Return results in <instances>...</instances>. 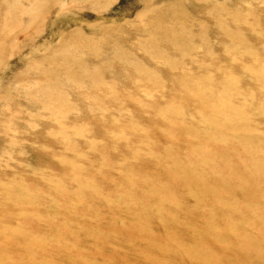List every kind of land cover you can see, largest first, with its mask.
<instances>
[{
    "label": "bare ground",
    "instance_id": "bare-ground-1",
    "mask_svg": "<svg viewBox=\"0 0 264 264\" xmlns=\"http://www.w3.org/2000/svg\"><path fill=\"white\" fill-rule=\"evenodd\" d=\"M257 2L264 3V0H249L246 6L232 8H222L215 3L196 12L183 0H170L169 6L157 9L148 8V17L142 18L139 28L129 34L136 41L132 49L123 55L114 53L117 63L102 62L91 70L100 77L110 74L114 83L118 75L125 74L128 83L125 88L112 87V92L105 95L97 94L96 90L90 94L91 99L144 98L156 88L168 89L170 95L176 96L175 101L167 100L156 107L135 102L141 107L139 111L128 112L141 119L147 113L143 112L145 108H160L152 116L156 121L150 117L145 120L158 126L141 135L147 146H153L151 151L136 148L132 153H121L108 148L109 139L101 141L93 137L89 144L82 145L78 156L75 155L74 140L85 137L81 135L85 131L90 135L96 128L95 121L84 117L78 123L67 125L59 115L74 109L76 104L54 93L55 88L50 84L39 86L50 91L44 95L48 100L40 103V110L56 124L49 132L55 142L50 145L52 154L47 158L38 153L34 155L41 169L28 173L37 176L35 180H26L17 174L11 176L7 173L10 170L0 176V208L5 211L1 222L9 220L14 230L11 237H3L0 230V260L14 259L23 261L22 264H136L137 261L129 257L131 253L127 255L133 262L124 257L122 249H134L143 244L157 249L159 255L154 259L155 264H165L162 263L164 258L176 260L175 264H180L179 260L183 264H264V152L257 157L252 148L242 149L251 138L239 135L232 142H211L204 152L194 154L197 145L193 143L202 132L208 133L200 126L184 123L191 120L204 127L219 122V129L224 132L237 120L245 124L258 112L264 113V101L261 105L257 101L264 95V43H258L264 35V6L256 7ZM235 27L249 30L246 42L237 47L226 45L216 63L205 62L199 54L192 56L189 51L175 57L171 49L161 47L165 39L172 48L191 41L197 44L198 50L209 51L211 44L218 43V36L231 34ZM141 35L144 37L140 38ZM100 55L94 52L89 57ZM140 55L152 63L164 59V69H156L154 64L146 66ZM70 56L72 53L67 54ZM241 62L247 63L241 66ZM78 63L80 61L68 72L76 79H79ZM139 72H144V78L134 76ZM247 79L254 85H246ZM177 80L188 84L187 94L175 84ZM224 95L233 99H221ZM241 99L245 104L239 101ZM119 106V111L124 110L125 105ZM86 107L101 115L111 111L106 103H87L81 108L86 110ZM14 111L16 114L17 107ZM169 120L180 122L170 127ZM29 125L33 126L31 122ZM106 130L102 137L120 142L134 135L126 129L114 130L112 124ZM217 131L213 133L220 136ZM67 132L73 133L68 150L58 145ZM161 132H172L178 138L165 147L163 142L167 136ZM257 135L255 138L264 143V132ZM186 140L196 149L182 157L179 148ZM24 146L37 150L36 144L25 142L16 145V151L5 148L4 144L3 152L5 155L12 152L14 158L20 160L26 153L22 150ZM94 153L97 156L93 157ZM5 155L2 156L8 161ZM150 159L159 163L150 164ZM196 164L209 165L204 166V177L195 175ZM224 190L239 191L242 200L249 201L248 207L228 209L220 201ZM212 201L216 205H211ZM162 204L170 207L165 213L175 225L183 224L179 218L183 219L184 215L201 218L186 227V241L169 230V222L161 216ZM118 210L121 211L117 217L125 220L121 224L112 214ZM151 216L156 220L151 221ZM195 226L199 227L195 229ZM100 233L108 240L97 238ZM82 234L84 241L90 244L87 247H80L77 242ZM140 258L148 259L145 255Z\"/></svg>",
    "mask_w": 264,
    "mask_h": 264
},
{
    "label": "rangeland",
    "instance_id": "rangeland-1",
    "mask_svg": "<svg viewBox=\"0 0 264 264\" xmlns=\"http://www.w3.org/2000/svg\"><path fill=\"white\" fill-rule=\"evenodd\" d=\"M170 0H0V133L5 132L6 135H0V176L7 173L11 176L14 174L19 175L20 178L26 180H35L37 176L29 174L31 170L41 169L37 165L34 158L36 153L47 158L52 154L50 145L55 142L49 136L50 129L55 127L53 120L49 119L47 113L41 112L40 103L48 100L44 95H48L50 91L42 90L39 86L42 83L52 85L54 93L58 96L64 97L66 100L73 101L75 108L68 110L66 114H60L59 119L67 125L78 123L84 117H90L95 121V129L89 135L88 131L82 132L80 137L74 140L75 147L72 149L73 153L78 156L81 152L82 145L89 144L91 139H99L106 141L110 150H117L121 153H129L136 149L141 148L151 151L153 146H147L141 137L145 132L152 130L158 126L155 122L145 121L150 117L152 121L156 119L152 116L157 114L160 108H145L143 112L144 117L141 119L136 118L134 115L129 114L138 112L141 108L135 102H144L156 107V105L163 104L167 100L175 101L176 96H172L168 89L156 88L149 91V95L144 98L137 99H121L111 97H101L98 99H91L89 96L92 93L105 95L106 92H112V87H127V76L118 75V80L114 83L111 75L96 76L93 75L91 70L95 67L101 66L102 62L105 64L113 65L117 63L114 58L115 54H126L136 44L135 39L130 36L132 31L139 28L140 20L147 18L148 8H158L161 6H169ZM189 2V5L194 12L198 9L209 7L212 4L219 3L222 8L226 7H243L246 6L249 0H183ZM217 1V2H216ZM256 7L264 6V3H254ZM208 20V19H206ZM209 22V21H208ZM212 22V20H211ZM212 26V25H211ZM216 30V27H212ZM249 30L245 27H235L231 29V34L220 35L217 44H211L208 51L206 48L198 50L197 44L191 41H185L180 47L172 48L168 40H163L161 47L165 50L171 49L175 57L182 56L188 51L193 55L199 54L206 62L216 63L223 55V48L226 45L239 46L241 43L246 42L244 39L248 36ZM264 34V32H263ZM128 37L126 38V36ZM141 35L140 38H143ZM126 40V41H125ZM197 43V41H195ZM258 43H264V35L259 39ZM73 51V52H72ZM97 52L101 54L98 57L90 59L92 53ZM72 56L67 57V54ZM83 55L81 59L79 56ZM90 56V57H89ZM87 57V58H86ZM140 60L148 65H155L156 69H164L165 60H157L155 62H147L145 57L140 55ZM80 61V66L77 69L79 79L69 75L68 72L72 69L75 62ZM148 63V64H147ZM247 62H241L243 66ZM195 68V67H193ZM76 71V70H74ZM144 72L134 74L136 78H144ZM177 75V74H176ZM175 75V76H176ZM44 76L42 79L37 80L38 77ZM220 76V73L218 74ZM178 79V78H177ZM246 85L253 83L252 80L247 79L244 82ZM171 84V82H167ZM175 84L181 89L183 94H187L188 84L183 80ZM254 85V84H252ZM169 88V86H168ZM212 95H214L212 93ZM217 95V94H215ZM172 96L171 98H168ZM223 100L233 99L230 96H220ZM177 101V100H176ZM245 104L243 99L239 100ZM258 104H263L264 95L258 98ZM89 103L90 105H97L99 103H106L111 111L107 114L101 115L97 110L89 111L81 108L83 104ZM125 105L124 110L119 111L120 106ZM27 106V108H25ZM128 106V107H126ZM15 107L18 111L15 114ZM118 109V110H117ZM117 113H116V111ZM140 116V115H139ZM106 118V119H104ZM101 121V122H100ZM32 123L33 126L29 125ZM113 122V123H112ZM180 122V121H179ZM177 120H169L167 123L170 127L179 123ZM191 126H200L206 133H201L197 142V149L191 146V141L186 140V144L179 148V153L182 157L196 149V153L205 151V148L211 142H232V140L239 135H248L251 140H248L246 146L252 148L256 152L257 157L264 152V143L259 142L255 137L257 134L264 132V113H257L252 117V120L243 124L237 120L230 125L227 130L220 131V123L214 125H207L202 127L196 121L184 122ZM8 124V126H6ZM112 124L114 130L126 129L134 133L125 142H120L117 139H110L102 137L103 132L107 131L108 127ZM182 124V123H181ZM243 124V125H241ZM98 129V130H97ZM219 132L217 136L213 131ZM151 133V132H150ZM164 133V132H161ZM210 133V134H209ZM73 133L67 132L61 137L58 145L68 150L70 144V136ZM212 134V135H211ZM153 136L154 133H152ZM163 145L169 147L171 140L177 139L174 133H164ZM214 135V136H213ZM171 139H169V138ZM31 142L36 144L37 150L28 149L24 146L26 153H23L20 160L14 158L12 152L5 155L3 152V145L5 148L15 150V146ZM13 143V144H12ZM126 144L125 146L121 145ZM174 147V146H173ZM157 149V148H155ZM172 150V148L170 149ZM8 157V161L2 156ZM93 157L97 156L96 153L92 154ZM251 157V154L248 156ZM156 159H150V164H158ZM57 164V163H54ZM201 166V167H200ZM204 166L208 164H196L194 173L199 177L206 175ZM116 171H119L116 169ZM221 203L228 209H244L248 207L249 201L242 200V194L237 191L224 190L221 193ZM211 205H216L213 201ZM164 213L161 215L169 224L168 228L177 237L186 241L188 232L186 227L194 224L196 221H201V218L196 217L194 214L184 215L182 220L183 224L175 225L171 222L174 220L165 213L170 209L166 204L161 205ZM121 210L112 212L113 216L121 224L125 220L117 213ZM5 211L0 208V223L2 224L0 230L3 237H11L14 234L13 226L8 220L1 222V218ZM81 219V218H80ZM84 219V218H83ZM82 219V220H83ZM80 220V221H82ZM156 220L151 216V221ZM186 220V222L184 221ZM199 226H195L197 229ZM80 231V228H76ZM146 234L149 232L146 231ZM160 234V233H159ZM85 236L82 234L77 242L80 247H87V241H84ZM100 240H108L107 236L103 233L97 237ZM165 238V237H163ZM135 241V240H134ZM134 244V242H133ZM139 247L134 249H122L124 257L130 261L134 259L136 264H155L159 253L154 247H145L139 244ZM24 252L23 250H21ZM128 253H131L128 258ZM145 255L148 259H141L140 256ZM164 255V254H162ZM176 260H168L164 258L162 263L168 264L171 262L175 264ZM133 262V261H132ZM180 264H183L179 260ZM23 261H16L14 259L3 258L0 264H22ZM193 264V263H191Z\"/></svg>",
    "mask_w": 264,
    "mask_h": 264
}]
</instances>
